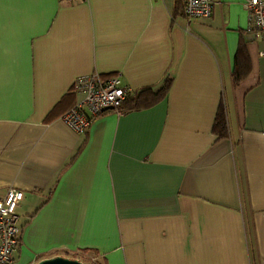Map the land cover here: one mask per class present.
Returning <instances> with one entry per match:
<instances>
[{
    "label": "crops",
    "instance_id": "1",
    "mask_svg": "<svg viewBox=\"0 0 264 264\" xmlns=\"http://www.w3.org/2000/svg\"><path fill=\"white\" fill-rule=\"evenodd\" d=\"M93 75L130 96L171 83L77 133L61 117ZM9 187L24 193L11 264L85 250L100 264H264V37L244 0L191 20L177 0H0V197Z\"/></svg>",
    "mask_w": 264,
    "mask_h": 264
},
{
    "label": "built area",
    "instance_id": "2",
    "mask_svg": "<svg viewBox=\"0 0 264 264\" xmlns=\"http://www.w3.org/2000/svg\"><path fill=\"white\" fill-rule=\"evenodd\" d=\"M185 16L209 18L215 0H182ZM249 14V29L264 37V0H244ZM83 97L63 115V121L77 133H84L92 120L103 111L118 107L131 90L118 75L100 79L98 75L78 78L73 86ZM24 197L22 190L9 187L0 197V264H11L20 243L21 228L17 208Z\"/></svg>",
    "mask_w": 264,
    "mask_h": 264
},
{
    "label": "trees",
    "instance_id": "3",
    "mask_svg": "<svg viewBox=\"0 0 264 264\" xmlns=\"http://www.w3.org/2000/svg\"><path fill=\"white\" fill-rule=\"evenodd\" d=\"M178 4H180L183 7L184 10V4L182 0H177ZM240 76H234V82H237L239 80ZM171 83V79L167 78L165 80V83L163 87L158 90L157 92H153L150 89H146L143 91H140L138 93H135L134 95L130 96V93L127 95V97L122 101V103L114 108L117 112L123 113L134 109H140L145 108L148 106L153 105L157 101L163 98L165 96L169 85ZM73 90V89H72ZM74 92V90H73ZM64 100V99H62ZM62 100L60 102H62ZM60 102L53 108V110L49 113L47 116V120L52 119L54 116L57 115V109L59 107ZM213 132L217 135V137H226L228 134V125L226 120V114L223 110V108H219V111L217 113V116L214 121L213 125ZM84 253L88 252L87 250L83 251ZM99 263V262H98ZM100 264V263H99Z\"/></svg>",
    "mask_w": 264,
    "mask_h": 264
},
{
    "label": "water",
    "instance_id": "4",
    "mask_svg": "<svg viewBox=\"0 0 264 264\" xmlns=\"http://www.w3.org/2000/svg\"><path fill=\"white\" fill-rule=\"evenodd\" d=\"M35 264H84L78 259L68 258L64 256H54L49 258H43L37 261Z\"/></svg>",
    "mask_w": 264,
    "mask_h": 264
},
{
    "label": "rangeland",
    "instance_id": "5",
    "mask_svg": "<svg viewBox=\"0 0 264 264\" xmlns=\"http://www.w3.org/2000/svg\"><path fill=\"white\" fill-rule=\"evenodd\" d=\"M73 259H78L84 264H99L98 258L93 253H77L75 255H71Z\"/></svg>",
    "mask_w": 264,
    "mask_h": 264
}]
</instances>
